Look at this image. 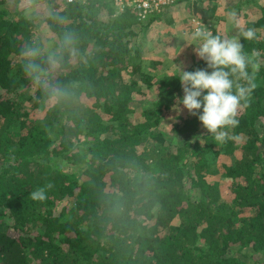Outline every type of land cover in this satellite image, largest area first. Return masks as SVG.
Listing matches in <instances>:
<instances>
[{
	"label": "trees",
	"instance_id": "trees-1",
	"mask_svg": "<svg viewBox=\"0 0 264 264\" xmlns=\"http://www.w3.org/2000/svg\"><path fill=\"white\" fill-rule=\"evenodd\" d=\"M6 1L0 0V264H264V6L242 30L255 29V38L239 37L256 85L239 125L225 129L239 139L218 142L199 114L170 122L171 132L161 126L183 99L180 74L155 79L138 38L164 13L140 21L131 11L116 14L106 0H37L51 6L37 17L22 0L13 11ZM195 3L206 24L205 0ZM37 18L57 39L56 67L37 43ZM66 32L78 40L75 57L60 48ZM212 32L221 35V28ZM33 47L46 72L40 84L24 71L30 58L23 52ZM197 69L211 72L201 59L186 71ZM140 80L156 91L139 102L144 120L135 119ZM221 154L229 158L223 168L230 201L209 179L211 156ZM40 187L47 199L31 200Z\"/></svg>",
	"mask_w": 264,
	"mask_h": 264
},
{
	"label": "rangeland",
	"instance_id": "rangeland-1",
	"mask_svg": "<svg viewBox=\"0 0 264 264\" xmlns=\"http://www.w3.org/2000/svg\"><path fill=\"white\" fill-rule=\"evenodd\" d=\"M205 11L209 16L208 22L205 24L200 20L201 12L196 10L197 4L195 0H181L177 2L159 18H155L152 22H146V28L142 31V36L139 43L143 45V53L145 56V70L151 73L154 78H160L162 73H179L176 68H181L186 71L197 60H200L195 54L194 48L198 42L192 39L193 33L198 28H204L214 31L218 26L221 28V35L232 37H240L243 27L248 20H256L262 15V7L264 0H205ZM7 6L11 11L14 10L15 0H7ZM19 5L25 7L27 13H33L34 16L41 17V15L49 13L51 7L47 1L37 0H22ZM215 6V9L213 8ZM215 10V11H214ZM235 10L237 17L235 20L230 19L228 13ZM214 11V12H213ZM197 20L201 24L196 23ZM35 32L37 36V43L41 44L47 52L52 53L57 47V39L42 19H36ZM138 39L135 38V40ZM156 62V63H154ZM131 76H127V80ZM140 91L134 93L135 105L137 112H135L136 120H144L141 114L139 102L152 100L156 96V91L150 90L146 83L139 81ZM88 103H92V99L83 97ZM52 102V99L50 103ZM176 105H174L175 107ZM172 110L166 112L165 117L168 119L161 126L167 131L171 132V124L181 117L190 115L183 105H180L179 113ZM45 109H39L37 114H41ZM212 171L209 174V179L218 182L221 188L223 197L226 200H231L232 193L230 189L231 180L227 178L223 164L229 161L225 154L218 157L211 156ZM68 167L69 165L66 164ZM77 172V171H75Z\"/></svg>",
	"mask_w": 264,
	"mask_h": 264
},
{
	"label": "clouds",
	"instance_id": "clouds-1",
	"mask_svg": "<svg viewBox=\"0 0 264 264\" xmlns=\"http://www.w3.org/2000/svg\"><path fill=\"white\" fill-rule=\"evenodd\" d=\"M230 19L235 20L237 13L232 10L228 13ZM247 40L255 38V29H248L242 33ZM197 41L194 51L197 57L207 64V70L197 69L192 72L179 70V80L184 93L183 99H178L174 111L179 113L180 105L190 115H198V119L207 130L213 134L218 142H226L228 139L238 140L239 136H229L225 129L235 128L239 125L237 115L242 108L248 106L251 91L256 87L254 76H250L248 67L249 56L243 51L244 45L239 37L221 36L213 34L206 27L198 28L192 35ZM78 40L75 34L66 32L61 40L60 48L66 51L70 57L78 53ZM25 57L30 58L25 65L24 71L37 84L43 82L46 76L44 69L36 62L40 55L38 48H28L23 52ZM253 55H256L255 51ZM62 59V57L60 58ZM55 53H50L48 62L56 67L60 63ZM253 67H256L253 65ZM245 83H239L238 81ZM52 91L60 96H67L63 88L53 87ZM202 109V112H201ZM47 188L52 185L48 184ZM33 201L43 202L47 199L46 188L40 187L29 193Z\"/></svg>",
	"mask_w": 264,
	"mask_h": 264
},
{
	"label": "built area",
	"instance_id": "built-area-1",
	"mask_svg": "<svg viewBox=\"0 0 264 264\" xmlns=\"http://www.w3.org/2000/svg\"><path fill=\"white\" fill-rule=\"evenodd\" d=\"M76 0H67L71 3ZM85 2V0H81ZM115 9L116 14L126 11L133 12L140 21H147L155 14L165 13L172 8L178 0H106ZM196 23L200 24L197 20Z\"/></svg>",
	"mask_w": 264,
	"mask_h": 264
}]
</instances>
